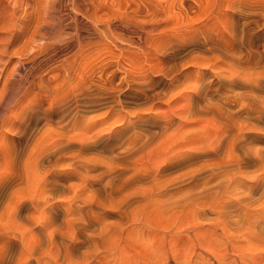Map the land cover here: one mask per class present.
Listing matches in <instances>:
<instances>
[{"label": "bare ground", "instance_id": "bare-ground-1", "mask_svg": "<svg viewBox=\"0 0 264 264\" xmlns=\"http://www.w3.org/2000/svg\"><path fill=\"white\" fill-rule=\"evenodd\" d=\"M193 8L199 16L206 14L204 4L196 3ZM224 14L225 23L219 29L197 30L194 36L184 39L170 34L169 39L150 46L161 59L159 67L135 75L125 70L126 76L118 85L99 88L97 93L74 94L69 105L78 104L80 97L87 94L84 98L90 106L122 107L138 98L165 91L169 93L172 108L169 115L140 112L124 116L119 120L121 124L107 133L100 132L80 141L77 153L70 158H65L62 150L69 144L62 140L46 147L42 145L41 149L35 142L23 165L22 153L15 154L11 173L0 179V264H133L136 254H130L132 250L128 252L126 247H142L146 253L154 233L162 234L161 243L167 239L187 241V245L183 244L185 249L193 246L191 253L188 254V249L185 251L187 261L191 262L197 257L204 264H245V259L236 251L235 257L229 253L233 262L227 261L228 255L224 259L225 251L232 248L231 230L237 233L245 229L247 241L258 242L254 246L250 242L248 245L255 247L250 250H264V206H261L264 205V178H231L230 172L222 178L214 176L226 164L211 168L210 174L199 168L172 176L183 166L187 153H182L169 158L164 166L145 171L109 167L102 179L89 174L99 168L98 160L84 158L86 151L108 141L111 144L119 133L127 135L132 131L135 136L129 144L111 151L117 159L129 161L151 143L154 132L150 128L157 126L159 133L165 134L175 122L189 121L198 115L213 114L221 121V129L206 149L209 157H217L228 148L235 149L246 140L243 118L253 119V128L263 131L260 127L264 124V6L261 0H230ZM149 34L140 36L139 42L126 39L123 34L117 39L140 48L141 42H149ZM196 53L206 56H196ZM204 61H214V64L199 66ZM188 64L198 65V73L189 70ZM108 82L112 85L111 80ZM179 97L183 106L176 113L173 107ZM254 155L263 156L264 151H254ZM212 230L225 244H218L219 250L225 246L220 251L223 258L218 248L219 254L206 245L211 239L206 242L205 238L210 236L205 232ZM240 237L237 240H243ZM241 246L245 252L246 245L235 247ZM171 247L179 248L178 245ZM163 248V252L167 249L164 254L175 252L172 248L168 250L170 247ZM247 252L245 258L261 256V252L259 255L256 252L247 255ZM172 254L165 255L161 263L182 264L183 256L180 254L177 260Z\"/></svg>", "mask_w": 264, "mask_h": 264}, {"label": "rangeland", "instance_id": "rangeland-1", "mask_svg": "<svg viewBox=\"0 0 264 264\" xmlns=\"http://www.w3.org/2000/svg\"><path fill=\"white\" fill-rule=\"evenodd\" d=\"M229 1L0 0V179L2 180L8 172L11 173L13 159L18 152L22 153L21 165H23L26 155L35 142L39 143L41 149L42 145L46 147L56 141H66L69 147L65 146L62 150L65 151V158H70V155L77 153L80 141H85L100 132L107 133L111 128L119 126L121 124L119 120L124 116L140 112H150L155 116L169 115L172 108L168 99L169 93L165 91L146 95L148 97L138 98L123 104L122 107L114 104L90 106L85 102L84 97H87V94L80 97L78 104L70 107L69 105L74 94L76 96L82 91L97 93L99 88L118 85L126 76L125 70L132 71L135 75L148 71L151 67H159L161 59L150 46L169 39L170 34L184 39L194 36V32L197 30L221 28L225 23L224 11ZM261 1L264 6V0ZM196 3L207 6L205 15L199 16L195 12L193 5ZM118 33L135 42L142 41L141 37L145 33H150L151 37L148 39L149 42H141L142 46L140 45L139 48L130 45L126 40L117 39ZM194 55L206 56L201 53ZM207 63L204 61L199 66H207ZM208 64L213 65L214 61H210ZM199 66L188 64L187 68L197 72ZM109 80L112 85L109 84ZM174 105L173 110L176 113L181 112L182 98L176 100ZM211 115H198L189 121L175 122L165 134H160L157 126L150 128L154 132L151 143L145 149L137 152L129 161L117 159L111 151L113 148L129 144L135 133L132 131L127 132V135L119 133L116 139L114 138L115 142L112 140L111 144L109 141L105 144L102 143L96 149H90L84 153L85 159H97L100 165L98 169H92L89 174L90 176L99 175L104 179L106 169L114 166L142 171L150 168L155 169L158 166H164L169 158L187 153L182 160V168L172 176L199 168H203L206 173L210 174L211 168L215 169L226 164L228 166L220 169L214 176L222 178L230 172L231 178L244 180L255 177L264 178V155H254V151H264V124L260 127L263 129L261 131L253 128L255 125L253 119L243 118L245 134L248 135L246 140H243V143L235 149L228 148L217 157H209L206 155V149L212 145L222 127L220 119L216 115L213 117ZM180 131L183 133L181 134ZM67 139L69 140L67 141ZM114 143L115 145H113ZM226 168L228 170L222 172ZM22 185L24 186V184ZM244 230H239L241 233H234L236 231L231 230L234 236L230 233L231 231L229 232V235L233 236L230 238L235 239L236 242L231 240L232 248L229 252L225 251L226 257L222 255L223 252L220 253L225 246H221L222 248L219 250L220 246L218 245L225 244L220 237H217L218 235L216 236L215 232L213 233V230L210 231L212 233L205 232L210 236L205 238V240L211 239V241L208 240L210 245L207 240V243L203 241V244L205 242L206 245L213 247L215 252L218 248L220 254L217 253L220 257H225L224 259L227 258V255L228 259L231 258L229 253H232L233 256L239 254L245 259V264H252L254 260L252 258L256 259L257 262L254 261L256 264L261 256H264L263 249L251 251L250 249L255 248L251 246H254L256 241L253 242L254 239L252 241L249 239L251 243L247 241L248 236ZM152 235L151 238H154L149 242L152 244L148 245L147 254L143 253L142 247L126 245L127 251L128 249L132 250L128 251L130 254H136L133 264H142V262L144 264L146 261L148 264L154 262L157 264L160 260L159 264H163L161 263L164 262L163 257L172 253L175 256L176 249H183L182 252L185 255H182L180 250L176 252L183 256L181 259L183 261L180 260L181 257L178 259L179 255L176 257L182 264H185L188 254L193 250L190 248L193 247L192 245L185 249L184 245H187L188 242L186 241V243L184 239H177L178 241L172 239L176 243L167 239L171 242L166 240L165 244L161 243V240H164L160 238L162 234H160L161 236H157L156 233ZM236 235H240L243 240H237L240 236ZM237 241H242L241 244L247 246V248L245 246V252L251 251H248L247 255L249 252L252 254L261 252V256L258 254L260 258L253 255L252 258L247 255L245 258L244 249L241 250L244 246L235 247L241 245L237 244ZM249 243L251 246L248 245ZM160 244L170 247L168 250H171V246L174 245H178L179 248L175 250L172 248L175 252L170 251V254H164L167 249L163 252V247H167ZM214 244L215 247H219L214 249ZM187 249L188 254L185 253ZM190 249L191 252H189ZM232 250L233 252H231ZM158 251L162 252L161 256L157 254ZM158 256H160V260H158ZM141 257L147 260L143 261ZM154 258H157L158 261H155ZM196 259L199 258L194 257L193 262L189 259V263L188 261L187 263L200 264L202 262ZM228 259L227 261L230 263L234 261L232 258ZM260 263L264 264V260H260L258 264Z\"/></svg>", "mask_w": 264, "mask_h": 264}]
</instances>
